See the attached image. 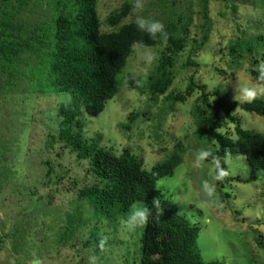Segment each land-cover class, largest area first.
I'll use <instances>...</instances> for the list:
<instances>
[{"label":"rangeland","instance_id":"obj_1","mask_svg":"<svg viewBox=\"0 0 264 264\" xmlns=\"http://www.w3.org/2000/svg\"><path fill=\"white\" fill-rule=\"evenodd\" d=\"M125 3L132 0H98L102 31L116 30L142 14L166 27L171 22L183 23L179 33L186 37V46L176 56L174 82L163 95L153 94L146 82L141 89H133L124 81L128 74L147 81L166 46L151 47L158 59L150 66L133 52L119 74L120 90L105 109L95 116L82 113L84 137L117 154L126 147L132 149L148 170L180 141L185 149L183 161L172 175L157 180V188L178 212L200 226L197 243L203 260L264 264V246L257 240L258 235L264 236V170L255 181L238 180L251 171L240 154H230L231 165L226 167L231 174L223 182L212 181L211 161L195 167L196 153L202 148L214 151L218 144L207 142L198 132L200 122L193 110L204 106L203 90L187 93L191 75L206 92L220 88L232 100H236L238 85L255 82L251 69L264 61V47L254 51L259 62L253 64V55L244 52L236 59L229 45L238 38L264 35V0H210V23L204 17L202 0H145L142 13L132 10L120 25L108 24L107 17ZM54 8L48 0H30L23 6L18 17L24 34H32L51 20ZM204 35L207 40L200 46ZM19 58L24 70L19 76L0 65V264H30L34 254L43 264H88L93 254L98 255V264H138L143 229L129 232L124 228L122 221L130 211L93 219L95 212L82 207L78 199L79 189L95 181L88 161L78 159L59 142L42 144L49 139L48 132L57 131L58 106L71 95L53 88L40 98L30 94L31 76L25 68L32 69L39 60L31 53ZM189 58L199 65H189ZM177 94L185 99L175 100ZM215 100L210 96L211 102ZM213 113L210 107L209 115ZM233 113L245 129L264 132L263 116L241 107ZM222 131L235 135V124L226 120ZM205 179L216 185L218 201L212 206L202 192ZM94 236L97 239L92 243ZM103 237H107L106 249L99 252L98 241Z\"/></svg>","mask_w":264,"mask_h":264},{"label":"trees","instance_id":"obj_2","mask_svg":"<svg viewBox=\"0 0 264 264\" xmlns=\"http://www.w3.org/2000/svg\"><path fill=\"white\" fill-rule=\"evenodd\" d=\"M29 1L0 0V65L9 74L19 76L24 71L19 57L31 53L39 61L32 69L25 68L31 76L29 93L34 92L40 98L53 88L71 95L69 101L58 106L57 131L53 134L48 132L46 135L49 139H44L42 144L54 146L59 142L63 148L75 153L78 159L88 161V171L95 181L79 189L81 206L87 205L91 212H95L93 219L94 216L125 214L136 203L152 209L150 222L141 234V259L138 264H222L203 260L197 243L200 226L178 212L164 198L163 191L157 188V180L172 175L183 161L185 149L180 141L163 161L148 170L143 158L132 149L126 147L117 154L90 142L83 135L85 124L82 113L92 116L100 114L107 102L119 92V74L134 52L132 43L142 42L153 47L160 44L159 41L140 32L134 21L120 25L132 11L129 3L123 4L106 19L111 26H120L116 30L102 31L98 0H48L55 6L53 18L39 25L32 34L25 35L24 24L18 14ZM209 2L202 0L208 23L211 22ZM181 24L171 22L166 27L169 32L168 44L146 81L147 87L155 95L167 93L174 82L176 56L186 46V37L179 33ZM206 40L207 35H204L199 45H204ZM260 45L264 47L263 34L254 39L238 38L232 41L229 49L231 55L238 59L244 52L253 55ZM256 57H252L253 64L259 62ZM187 63L199 65L191 58ZM251 74L256 80V68L251 69ZM137 79L140 78L128 74L124 82L133 89H141L135 84ZM189 79L188 94L195 88L203 90L204 106L193 110L200 122L199 134L207 142L218 144L214 153L222 161L226 154L243 155L251 171L248 177H238V180L255 181L258 172L264 170V132L245 129L233 111L241 107L264 117V98L253 103H239L229 99L220 88L212 93L206 92L205 86L198 84L194 75ZM11 85L10 82L4 87L5 93ZM210 96H215L216 100L211 102ZM184 99L183 94L175 97V100ZM210 107L214 109L212 115H209ZM226 120L235 124V135L222 131ZM155 200L159 201L160 209L155 208ZM96 239L94 236L91 242L95 243ZM257 240L264 246V236L258 235Z\"/></svg>","mask_w":264,"mask_h":264},{"label":"clouds","instance_id":"obj_3","mask_svg":"<svg viewBox=\"0 0 264 264\" xmlns=\"http://www.w3.org/2000/svg\"><path fill=\"white\" fill-rule=\"evenodd\" d=\"M145 7V0H132L131 8L133 12L142 13ZM136 28L143 33H146L152 40L159 41L162 46H167L169 41V32L167 31L166 25L157 19H151L143 16L142 14L136 15L134 21ZM131 48L136 52L140 59L146 65L154 64L158 55L155 50L151 47L144 45L142 42H133ZM258 73L254 83H244L238 85V94L235 99L239 103H253L257 99L264 98V61H261L256 66ZM145 80L137 79L135 84L138 88L144 87ZM211 161L213 175L212 181L223 182L231 174L229 169L225 165H231V156L226 154L221 160L219 155H216L211 148L200 149L195 156L194 166L197 168L204 167L205 161ZM202 192L207 198L208 206H212L213 203L218 201L216 194L215 183L205 179L201 182ZM154 206L160 209V203L158 200L154 201ZM152 216V209L146 205L133 204L131 206L130 214L127 218L122 221L124 228L129 232H135L137 229H145L150 222ZM107 237H103L98 241L99 252H103L106 249ZM99 257L97 254H93L88 257V264H98ZM30 264H43L41 258L33 255Z\"/></svg>","mask_w":264,"mask_h":264}]
</instances>
